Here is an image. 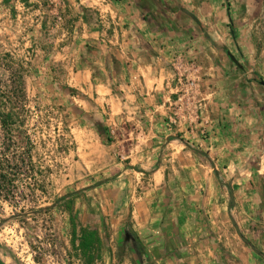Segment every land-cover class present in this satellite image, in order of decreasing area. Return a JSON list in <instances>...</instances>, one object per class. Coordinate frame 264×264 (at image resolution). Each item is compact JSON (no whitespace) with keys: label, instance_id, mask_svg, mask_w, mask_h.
Listing matches in <instances>:
<instances>
[{"label":"rangeland","instance_id":"374dc122","mask_svg":"<svg viewBox=\"0 0 264 264\" xmlns=\"http://www.w3.org/2000/svg\"><path fill=\"white\" fill-rule=\"evenodd\" d=\"M182 1L202 28H150L137 0H0L1 264H156L187 247L164 223L264 264L226 187L264 255V0Z\"/></svg>","mask_w":264,"mask_h":264},{"label":"crops","instance_id":"0c3cea01","mask_svg":"<svg viewBox=\"0 0 264 264\" xmlns=\"http://www.w3.org/2000/svg\"><path fill=\"white\" fill-rule=\"evenodd\" d=\"M166 1H168V9L165 10L166 13L165 16H163L164 14L162 15V13L164 10H159L158 8L167 4L165 3ZM136 5L140 10H148V20L144 21V23L148 24L150 28V25L158 26L162 20L163 22H173V20H176L177 15L180 16L181 20L184 19L185 22L191 20L194 23H197L196 21H198L199 24L201 23V19L197 17L191 7L183 8V6L187 5L186 3H183L182 0H137ZM214 178L215 180L211 177H207L209 187H213V191L211 192H215L216 189H218L219 192L216 191V194L217 192L222 194L220 183L218 182L217 177ZM205 205L204 207L207 208ZM211 211L213 214L216 212L214 209H208L207 213H210V216L213 215ZM179 225H167V223H164L161 230L166 238L177 237L181 239L182 243L186 242L187 247L183 250V254L180 255L179 251H176L178 244H175L176 246H172L169 253L162 252L155 258L156 264H168V261L178 262L179 264H219L218 258L215 257L214 243L209 241V236L202 238V235H200L197 228L196 232H194V228H192L190 232L185 226V223L181 226ZM193 250L197 253L190 254L189 252H192ZM227 260L228 264H232V261H235L234 258L230 257Z\"/></svg>","mask_w":264,"mask_h":264},{"label":"trees","instance_id":"16d2710c","mask_svg":"<svg viewBox=\"0 0 264 264\" xmlns=\"http://www.w3.org/2000/svg\"><path fill=\"white\" fill-rule=\"evenodd\" d=\"M196 22H197V25L199 26V28H201V25L199 24V22L198 21H196ZM230 28L232 29V25H230ZM255 80L261 86L264 87V83L262 82V80H260V79H255ZM18 89L21 90L22 97H23V95H24L23 94V90L21 89V87L19 85H18ZM0 103H1V101H0ZM0 118H1V125L3 127V130H5L6 132H9L11 134V132H12L11 126L13 125V122L15 123V120L13 119V114L12 113H6L5 115H0ZM98 133L100 134L101 138H103L107 142L110 140V137H106L104 135L103 131L100 128L98 129ZM16 144H18V142L16 141V139L14 140L13 138H11L9 141H7V144H6L5 147H6L7 150H9L10 147L15 146ZM11 154H12L11 155L12 158H14V155H15L14 151ZM9 160H10V158H9V156L5 152H0V169L2 168V166L4 164H10L11 161H9ZM14 166H15V168L17 167V165H14ZM6 167H8V165H6ZM3 181H6V180H3ZM75 194L76 193L69 194V195H67V197H72ZM47 209L49 210L50 207L45 208L44 210H47ZM92 240H93V242L94 241H97V238L95 236V233H89V236H85L84 239H83V241H82V243L80 244L81 247L83 249L89 248L91 246V241Z\"/></svg>","mask_w":264,"mask_h":264},{"label":"water","instance_id":"95a60500","mask_svg":"<svg viewBox=\"0 0 264 264\" xmlns=\"http://www.w3.org/2000/svg\"><path fill=\"white\" fill-rule=\"evenodd\" d=\"M226 55L228 57V59L234 63L237 67H240L239 63L237 62V60L235 59V57H233L228 51L226 52ZM226 187L228 189V192H229V198H230V203L228 205V217H229V220L237 234V236L239 237V239L242 241V243L249 247L255 254H257L258 256L260 257H263L264 258V255L258 251L253 245L252 243L247 239L245 238L241 232H240V229H239V226L238 224L236 223V221L234 220L233 216L230 214V210L234 207L235 205V201H234V193H233V190H232V185H231V182H228L226 183Z\"/></svg>","mask_w":264,"mask_h":264}]
</instances>
